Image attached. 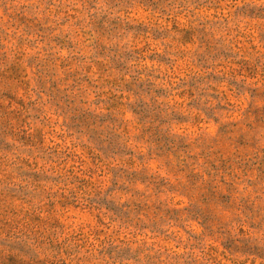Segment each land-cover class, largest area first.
<instances>
[{
    "label": "rangeland",
    "instance_id": "rangeland-1",
    "mask_svg": "<svg viewBox=\"0 0 264 264\" xmlns=\"http://www.w3.org/2000/svg\"><path fill=\"white\" fill-rule=\"evenodd\" d=\"M0 264H264V0H0Z\"/></svg>",
    "mask_w": 264,
    "mask_h": 264
}]
</instances>
